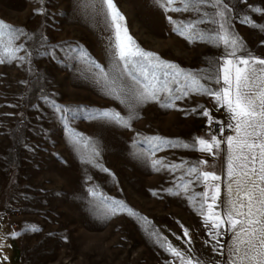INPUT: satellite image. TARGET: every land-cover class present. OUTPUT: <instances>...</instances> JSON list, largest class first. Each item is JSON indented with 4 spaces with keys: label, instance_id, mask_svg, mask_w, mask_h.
<instances>
[{
    "label": "rangeland",
    "instance_id": "1",
    "mask_svg": "<svg viewBox=\"0 0 264 264\" xmlns=\"http://www.w3.org/2000/svg\"><path fill=\"white\" fill-rule=\"evenodd\" d=\"M226 2L232 9L230 30L242 39L244 51L264 58V0ZM115 3L140 48L208 77L200 79L206 88L218 91L224 86L222 80L216 81L228 49L207 41L189 42L167 19L191 20L197 13H166L153 0ZM98 9L93 14L84 0H0V21L25 33L15 44L24 45L17 57L26 59L0 63V216L15 229V264H181L165 244L203 264H222L228 226L222 225L220 243H215L200 209L202 196L190 197L206 190L198 173H214L220 177L211 182L220 185L214 211L224 215L222 163L223 147L228 146L221 133L224 106L211 95L192 92L174 101V107H162L165 94L160 93V102L137 106L128 127L90 119L101 110L119 112L125 119L130 115L101 79V68L112 74L116 65L112 33ZM245 17L257 26L243 23ZM146 67L161 81L170 79L163 75L170 69ZM127 82L131 84L130 78ZM60 107L73 110L76 118L70 123L61 120ZM204 109L214 118L212 123L202 115ZM212 135L221 145L211 154L201 152L198 144L161 145L149 152L147 145L134 143L159 136L173 145H193L197 138ZM139 151L145 156L137 158ZM153 159L161 164L154 167ZM202 160L206 163H199ZM173 164L183 167L162 166ZM194 167L197 172H189ZM90 189L131 211L104 218ZM221 245L222 250H214Z\"/></svg>",
    "mask_w": 264,
    "mask_h": 264
},
{
    "label": "snow or ice",
    "instance_id": "2",
    "mask_svg": "<svg viewBox=\"0 0 264 264\" xmlns=\"http://www.w3.org/2000/svg\"><path fill=\"white\" fill-rule=\"evenodd\" d=\"M153 3L166 13H197V18L191 20L177 21L171 16L167 19L173 24V31L184 36L189 42L207 41L217 46L223 44L228 49L216 81L220 83L222 80L224 86L218 91L206 88L200 83V79H208V77H200L197 73L185 71L176 64L161 61L155 53L140 48L129 34L125 17L115 0H84V7L91 9L93 14H97V6H99L98 14L103 17L106 27L112 33L111 49L116 67L112 74L105 73L101 68V79L105 81L109 92L115 98L121 99V102L130 109L128 119L122 117L119 112L110 110H101L89 118L115 122L128 127L129 121L135 117L137 106L150 100L160 102V93L165 94L161 102L162 107H174V101L187 97L192 92L211 95L219 104L225 106L234 122L228 125L234 129V135H229L226 139L230 153L228 191L235 196L232 209L223 216L214 211L220 195V185L211 182L218 181L220 177L210 171L198 173L197 179L202 178L207 183V187L202 194H195L190 199L195 200L196 195L202 196L200 209L209 224L210 235L215 243H220L222 225H227L236 236L237 243L226 264H264V58L251 56L244 51L245 45L242 39L230 30L232 9L226 0H179V6H176L177 0H153ZM204 8H210L211 11L203 10ZM253 10L262 11L261 8ZM242 22L251 24L254 28L258 23L247 17ZM204 23H210L216 27L199 28V25ZM261 28L264 29V25H261ZM24 34L23 30L0 21V63L11 62L17 58L26 59V55L17 57V53L24 48V45L15 44V41ZM81 57L84 58L83 52ZM146 65L154 70L170 69V72L163 73L165 77L170 76V79L161 81L155 71L149 74ZM96 67L100 66L96 65ZM137 72L143 77V83L137 78ZM128 78L131 84L127 82ZM57 111L60 113L59 118L69 123L76 118L73 110L69 108L60 107ZM202 115L208 118L209 123L214 121L207 109L202 111ZM134 143L147 145L149 152H154L161 145L187 148L198 144L201 152L211 154L214 149L220 147L221 140L212 135L207 139L197 138L193 145H173L165 138L146 136ZM93 154L98 156L99 152L94 151ZM135 155L137 158H142L145 152L139 151ZM151 163L155 167L160 165L161 161L153 159ZM199 163L204 164L206 161L202 160ZM162 166L172 169L183 167L182 164ZM189 172L196 173L197 168H191ZM187 187V185L184 186L185 191ZM89 194L99 201L98 207L104 209V218L117 211H131L121 202L102 195L96 189H90ZM209 199L211 203L208 202ZM205 205L206 211H204ZM184 235H188L187 230ZM162 246L178 258L181 264H203L194 256L186 257L171 244ZM222 247L221 245V249L214 250H222Z\"/></svg>",
    "mask_w": 264,
    "mask_h": 264
},
{
    "label": "crops",
    "instance_id": "3",
    "mask_svg": "<svg viewBox=\"0 0 264 264\" xmlns=\"http://www.w3.org/2000/svg\"><path fill=\"white\" fill-rule=\"evenodd\" d=\"M224 111L223 119L220 118V123L229 128V135H234V129L229 127V124L234 122L231 120V114L228 112L227 108L222 107ZM222 109V110H223ZM220 116V115H219ZM228 132V133H229ZM227 138V134L224 135V143ZM224 145V144H223ZM224 160L222 163L223 167V185H222V194H221V205L222 213H227L232 209V201L235 199L233 194H230L228 191V185L230 182V177L228 176V167H229V147H223ZM227 236L224 241V248L222 251V264H226L228 258L232 255V249L237 243V238L233 235V231L227 228ZM16 257V239H15V229L14 226L5 220V218L0 216V264H15Z\"/></svg>",
    "mask_w": 264,
    "mask_h": 264
},
{
    "label": "built area",
    "instance_id": "4",
    "mask_svg": "<svg viewBox=\"0 0 264 264\" xmlns=\"http://www.w3.org/2000/svg\"><path fill=\"white\" fill-rule=\"evenodd\" d=\"M215 128H217V126H215ZM217 129H219V131H220V127H218ZM228 132H229V128L224 127V126L221 128V133H223L224 135H226ZM16 214H18V213H16Z\"/></svg>",
    "mask_w": 264,
    "mask_h": 264
},
{
    "label": "water",
    "instance_id": "5",
    "mask_svg": "<svg viewBox=\"0 0 264 264\" xmlns=\"http://www.w3.org/2000/svg\"><path fill=\"white\" fill-rule=\"evenodd\" d=\"M214 125H215V126H219V124H218V123H215Z\"/></svg>",
    "mask_w": 264,
    "mask_h": 264
}]
</instances>
